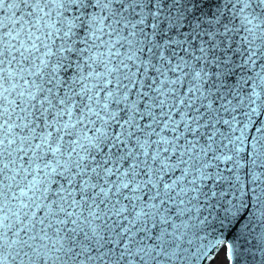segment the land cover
Listing matches in <instances>:
<instances>
[{"label":"snow or ice","instance_id":"obj_1","mask_svg":"<svg viewBox=\"0 0 264 264\" xmlns=\"http://www.w3.org/2000/svg\"><path fill=\"white\" fill-rule=\"evenodd\" d=\"M0 264H264V0H0Z\"/></svg>","mask_w":264,"mask_h":264},{"label":"rangeland","instance_id":"obj_2","mask_svg":"<svg viewBox=\"0 0 264 264\" xmlns=\"http://www.w3.org/2000/svg\"><path fill=\"white\" fill-rule=\"evenodd\" d=\"M220 259L223 260V257L221 256Z\"/></svg>","mask_w":264,"mask_h":264},{"label":"water","instance_id":"obj_3","mask_svg":"<svg viewBox=\"0 0 264 264\" xmlns=\"http://www.w3.org/2000/svg\"><path fill=\"white\" fill-rule=\"evenodd\" d=\"M221 256L223 257V252H221Z\"/></svg>","mask_w":264,"mask_h":264}]
</instances>
